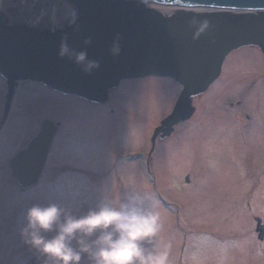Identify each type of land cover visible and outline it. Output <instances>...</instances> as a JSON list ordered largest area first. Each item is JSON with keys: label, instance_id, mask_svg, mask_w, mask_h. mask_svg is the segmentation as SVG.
Wrapping results in <instances>:
<instances>
[{"label": "rangeland", "instance_id": "374dc122", "mask_svg": "<svg viewBox=\"0 0 264 264\" xmlns=\"http://www.w3.org/2000/svg\"><path fill=\"white\" fill-rule=\"evenodd\" d=\"M7 6L0 0V14ZM147 9L166 10L163 20L208 13ZM72 12L67 1L56 3L55 12L44 17L37 30L45 32L51 22L58 28L72 24ZM221 16L235 22L243 14ZM222 63L221 77L185 99L187 107L200 113L197 123L187 126L176 113L169 124L174 131L168 136L158 132L155 138L156 119L170 116L183 93L169 79L119 82L123 95L111 115L107 107L84 108L78 99L70 101L12 77L19 97L12 98L5 115L9 80L0 75L5 91L0 92V157L5 162L26 149L44 120L60 125L38 182L29 191L19 192L11 172L0 171V264H36V254L19 236L25 211L33 203L56 200L85 211L103 191L119 199L130 187L150 193L157 202L164 224L161 239L171 245V264H264V240L259 242L255 233L256 220L264 224V51L257 44L242 46L228 52ZM24 85H30V93L23 91ZM239 98L241 108L221 109L223 102ZM89 123L95 127L85 132ZM128 150L150 152L161 171L146 170L144 162L122 166L111 161ZM219 247L227 250L221 253Z\"/></svg>", "mask_w": 264, "mask_h": 264}, {"label": "water", "instance_id": "95a60500", "mask_svg": "<svg viewBox=\"0 0 264 264\" xmlns=\"http://www.w3.org/2000/svg\"><path fill=\"white\" fill-rule=\"evenodd\" d=\"M148 5L264 12V0H98L84 9L83 20L49 37L16 36L0 27V74L18 75L82 98H100L108 87L126 79L172 78L184 88V106L187 96L212 82L228 52L251 44L264 51V21L251 23L245 16L232 23L215 11L194 17L198 22L208 20L210 28L193 39L196 29L189 27L193 19L163 20ZM117 33L122 37L121 53L113 57L108 49ZM64 36L77 51L85 50L83 40L91 36L88 58L100 60V68L86 75L66 57L59 58ZM54 131L51 122H42L38 136L11 160L12 176L22 191L36 183ZM256 222L257 240L263 242L264 225Z\"/></svg>", "mask_w": 264, "mask_h": 264}, {"label": "clouds", "instance_id": "9594fccd", "mask_svg": "<svg viewBox=\"0 0 264 264\" xmlns=\"http://www.w3.org/2000/svg\"><path fill=\"white\" fill-rule=\"evenodd\" d=\"M71 17L75 23L77 13L73 11ZM189 27L196 29L193 39H197L210 23L193 18ZM121 40L117 33L108 49L111 56L120 55ZM83 44L85 50L77 51L64 36L57 55L91 75L101 62L88 58L86 47L92 37H86ZM163 229L154 197L130 187L119 199L103 191L99 201L85 211L56 200L33 203L25 211L19 236L36 254V264H171V245L161 239Z\"/></svg>", "mask_w": 264, "mask_h": 264}, {"label": "flooded vegetation", "instance_id": "af4514ba", "mask_svg": "<svg viewBox=\"0 0 264 264\" xmlns=\"http://www.w3.org/2000/svg\"><path fill=\"white\" fill-rule=\"evenodd\" d=\"M4 1L9 3V6L4 8L2 13L0 14V27H2L6 31H8V32H10L16 36L35 33V34H40V35H43L45 37H48V36H51V35L56 34L58 32H61L65 29H67L68 27H71L76 22L82 20L85 17L84 9L87 6H92L97 0H64V1L63 0H4ZM66 1L72 6V11H75L77 14L82 13V17L81 18L77 17L75 23H72V24H70L69 22L66 23L62 28H58L55 23L52 24V22H51L45 26L46 27L45 32L38 31L37 28H38V25H40L41 20H43V18L46 17L47 15H49V13H51L53 11L55 12L56 3H61V2H66ZM174 19H177V18H174ZM51 20L53 21L52 17H51ZM177 20L178 21H184V20H179V19H177ZM186 20H191V19L189 18ZM235 22H237V21H235ZM12 77H17V76H12ZM12 77H10V78L5 77L6 79L9 80V81H6V84H7L6 88L7 87L8 88L6 91V98H5L6 106H5V108L8 106V104L12 100V98H17V96L19 95V91L17 94V90L14 89L15 85H13V83L11 84V82H10L11 81L10 79H12ZM27 81H28V83H34V82L29 81V80H27ZM39 85H41V84H39ZM41 86H43V85H41ZM12 88L14 89L13 94H12ZM123 88L121 87V85H118L115 88H114V86L110 87L104 92L101 99H99V100H97V99H82V98H78V97H74V96H68V95L66 96L64 94L60 95V94H57L55 92H52V94L58 95L59 97H62L64 99H69L70 101H72V100L74 101L75 99H78V102L82 103L81 106L84 108H88V107L92 106L91 108H95L98 111L99 107H101V106H102V108L107 107L108 112L111 115H113V114H115V112L112 108L116 107L115 103H118L120 95L121 96L123 95ZM127 90H128V88H127ZM23 91L27 92L26 94L30 93V91H31L30 85H24ZM126 91L124 92V95L126 94ZM0 92H1V94H4L5 91H2L0 89ZM153 92H156V91H153ZM50 93H51V91H50ZM180 104H181L180 102H176L173 105L172 113L167 118H164V119H161V118L158 119L157 118L156 119V122L158 120V125L154 126V130L152 132L153 138H155L154 135L158 132L165 134V136L170 135L174 131V129L172 130L173 127H171L169 124H171L175 121V119L178 117V114H180V115L182 114V116H183L182 123L186 124V122H187L188 123L187 126H190V125L192 126L194 123H197L198 119L200 118V113L198 112V110H194L192 107L186 106L187 109L185 110V108H184V111L182 113V109H181L182 104H181V106H180ZM233 104L236 105L238 108H241L242 99L241 98L236 99L234 102H232L231 100H227V101L223 102V104L220 106H221V109H223L222 108L223 106H229L231 109H233V107H232ZM184 107H185V105H184ZM4 112L6 115L7 108L4 109ZM176 113H178V114L176 115ZM172 116H174V117L172 118ZM197 116H198V119H197ZM245 119L246 120L249 119L248 115H245ZM56 124L58 125V130H59L60 125L58 122H56ZM251 125L252 124H250V127H251ZM240 126H241L240 129H244V128H242V123ZM93 127H95L94 124L89 123L87 126L84 127V130H85V132H89ZM54 137H55V135H54ZM54 137H53V139H54ZM3 143L4 142H0V151L3 148ZM49 152H50V148L48 149L47 155L49 154ZM131 152H140L144 155V158L141 160H138L136 162H126L125 160H123V155H125L127 153H131ZM147 153H149L150 156H145ZM110 154L113 156L115 153L111 152ZM153 159L154 158H152L150 152H144L141 150H128V151H124L123 153L116 154L115 157L111 159V161L113 163L121 164L122 166H124V164H136V163L147 162V164L145 163L146 164L145 168H148L149 171H154L157 173V172L161 171L162 168H160V166L157 163H155ZM9 162H5V160H3V158L0 157V171H5V172L10 171L9 170Z\"/></svg>", "mask_w": 264, "mask_h": 264}, {"label": "bare ground", "instance_id": "6f19581e", "mask_svg": "<svg viewBox=\"0 0 264 264\" xmlns=\"http://www.w3.org/2000/svg\"><path fill=\"white\" fill-rule=\"evenodd\" d=\"M153 10H154L155 12H157L159 15H160V14H164V13L167 12L166 10L163 11L164 13H162V10H161V11H159V10H155V9H153ZM158 11H159V12H158ZM168 14H169V11H168ZM83 104H84V103H83ZM173 117H174V116H172V118H173ZM172 118H171V119H172ZM252 126H253V124L251 125L250 128H252ZM172 139H173V138H172ZM219 248H220L221 253L224 252L225 250H227V249H226L227 247H219ZM219 254H220V253H219Z\"/></svg>", "mask_w": 264, "mask_h": 264}]
</instances>
